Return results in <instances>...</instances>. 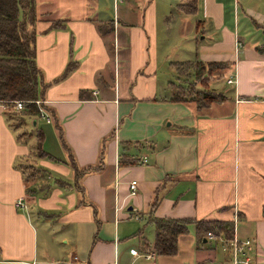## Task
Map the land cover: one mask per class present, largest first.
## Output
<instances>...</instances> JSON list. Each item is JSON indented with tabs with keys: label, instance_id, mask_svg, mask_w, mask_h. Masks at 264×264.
Returning <instances> with one entry per match:
<instances>
[{
	"label": "crops",
	"instance_id": "1",
	"mask_svg": "<svg viewBox=\"0 0 264 264\" xmlns=\"http://www.w3.org/2000/svg\"><path fill=\"white\" fill-rule=\"evenodd\" d=\"M188 2L36 0L52 121L0 107V264H234L194 222L157 254L154 216L231 220L264 264V0ZM188 61L223 99H174Z\"/></svg>",
	"mask_w": 264,
	"mask_h": 264
},
{
	"label": "trees",
	"instance_id": "2",
	"mask_svg": "<svg viewBox=\"0 0 264 264\" xmlns=\"http://www.w3.org/2000/svg\"><path fill=\"white\" fill-rule=\"evenodd\" d=\"M194 9L195 0H189L187 10ZM36 21V0H0V99L23 100L24 109L21 114L32 117H39V108L35 100L43 97L45 88L41 70L36 62ZM220 66L222 65L205 64L200 61L180 64V75L187 76L188 79L193 76V80L202 84V87H197L195 82L190 80L185 84H175L173 85L174 99H192L200 106L223 99L222 93H216L207 86V77ZM69 69L67 67L65 73ZM56 126L64 146L68 148L64 141L62 127L60 124ZM43 136V132L39 130L36 146L39 156L47 155L42 148ZM69 155L77 178L94 168L93 166L80 168L77 166L73 153L70 152ZM156 202L153 203V207ZM152 221L156 228L155 252L157 254H175L178 237L188 231V225L191 222L196 223V232L200 241L206 237L209 238V233H213L216 237L214 242L219 241L220 237L225 239L233 237V221L231 220H193L154 216Z\"/></svg>",
	"mask_w": 264,
	"mask_h": 264
},
{
	"label": "built area",
	"instance_id": "3",
	"mask_svg": "<svg viewBox=\"0 0 264 264\" xmlns=\"http://www.w3.org/2000/svg\"><path fill=\"white\" fill-rule=\"evenodd\" d=\"M236 78L234 75H230L228 81L230 83L235 82ZM39 108V117L46 119L48 122L52 121V116L46 108V101L42 98L35 100ZM0 107L9 110L10 112H21L24 109V101L17 100H1ZM143 162H147V158L144 157ZM137 180L133 179L130 183V192L135 194L137 192ZM17 206L21 208L26 207L25 198H20L17 202ZM210 239H216L213 233L208 234ZM223 242L224 250L228 251L231 255L232 261L234 264L243 263V264H252L253 256L252 252L255 249V243L253 238L245 237L241 238L237 234H234L232 238L225 239L223 237L219 238Z\"/></svg>",
	"mask_w": 264,
	"mask_h": 264
},
{
	"label": "rangeland",
	"instance_id": "4",
	"mask_svg": "<svg viewBox=\"0 0 264 264\" xmlns=\"http://www.w3.org/2000/svg\"><path fill=\"white\" fill-rule=\"evenodd\" d=\"M184 81H188V80H190V81H193V82H195L193 79V76H190V78L188 79V77L187 76H183V78H182ZM195 84H196V86L197 87H199L200 86V88L202 87L201 85H198L196 82H195ZM217 91V90H216ZM22 113V111L21 112H13V114H14V117H15V119H16V121L17 122H20L21 121V118H20V114ZM43 124V126H44V124H45V122H42V121H39V124ZM30 128H32V125L30 126ZM33 137H35V135H33ZM36 169V168H35ZM34 169V167H30V166H28V168H26V170H27V172L30 174V175H33V176H36L37 175V171Z\"/></svg>",
	"mask_w": 264,
	"mask_h": 264
}]
</instances>
